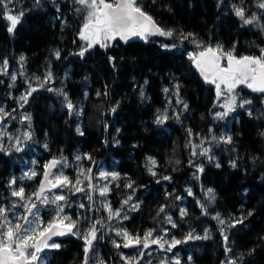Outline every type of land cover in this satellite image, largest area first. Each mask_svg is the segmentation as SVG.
I'll list each match as a JSON object with an SVG mask.
<instances>
[{"label":"trees","instance_id":"obj_1","mask_svg":"<svg viewBox=\"0 0 264 264\" xmlns=\"http://www.w3.org/2000/svg\"><path fill=\"white\" fill-rule=\"evenodd\" d=\"M259 2L138 0L161 28L174 32L172 37H148L129 44L116 39L110 47L95 45L80 56L86 42L79 39V32L87 12L77 11L81 6L74 0H39V5L36 0H12L11 14L23 12V16L9 33L10 22L0 15V107L9 113L0 120V206L23 204L11 192L23 187L31 196L44 165L53 158L63 159L66 166L57 165L53 174L63 173L74 184L79 169H91L97 186L88 189V181L80 176L84 183L78 187L85 191L64 187L48 194L66 197L60 202L63 214L79 220L81 233L96 219L102 221L87 264H125L122 256L134 264H175L176 259L180 264H227L229 260L264 264V94L238 86L237 104L241 98L252 103L218 119L215 113L224 111L220 105L226 94L218 100L215 85L200 77L189 58L202 50L196 42L202 47L219 44L225 51L234 48L237 57L259 56L264 48V9ZM235 7H242L246 18L255 16V21L244 24L235 15ZM3 10L0 6V13ZM181 33L193 35L181 39ZM222 64L226 66L225 61ZM32 88L36 91L27 103L21 101ZM69 101L72 111L67 108ZM158 116L167 119L157 123ZM26 132L30 139L25 138ZM228 136L231 143L220 139ZM203 148L209 149L207 155L199 154ZM149 157L156 161V175L148 171ZM200 167L203 172L198 171ZM32 171L37 175L28 179L24 173ZM102 171L118 173L119 179H101ZM13 179L16 183L10 186ZM129 183L131 188L126 187ZM105 184L109 192L102 197L98 188ZM209 188L215 194L211 202ZM129 196L131 200L124 204ZM197 201L206 205V211ZM104 202L120 209V216L108 220ZM36 204L45 224L55 216V205ZM162 205L165 212L157 215ZM181 208L187 215L181 216ZM12 211L23 214L25 210ZM217 214L225 225L214 219ZM118 230H127L133 237L153 230V237L169 241H185L190 232L203 237L207 232L208 239H190L171 251L167 245L161 249L155 244L147 249L142 245L125 248ZM84 246V240L81 248L79 243H67L48 264H84Z\"/></svg>","mask_w":264,"mask_h":264},{"label":"snow or ice","instance_id":"obj_2","mask_svg":"<svg viewBox=\"0 0 264 264\" xmlns=\"http://www.w3.org/2000/svg\"><path fill=\"white\" fill-rule=\"evenodd\" d=\"M74 2L81 6L77 11L86 10L87 12L84 18L85 22L79 32V39L86 42L85 46L82 47L79 52L80 56H83L88 49L93 48L95 45H99L101 48L110 47L111 42L117 38L127 42L132 37H139L142 40H147L149 36L153 35L166 37H172L174 35L172 30H164L150 15L144 12L138 4V0H74ZM10 3H12V0H0V6H3L4 9L0 15L10 22L7 31L12 33L20 22L23 12H20L19 15L11 14V10L8 8V4ZM36 3L39 5V0H36ZM258 7L264 9V0H260ZM235 15L239 17L244 24H251L256 19L255 16L246 18L245 10L242 7H235ZM192 35V33H188L187 35L181 33V39H188ZM196 43L197 47H201L202 50L198 53L190 54L189 58L192 60L195 68L199 71L204 81L215 85L218 100L226 94L225 102L220 105L224 111L215 113L216 118L223 119L237 106L243 108L245 105L252 103L251 100L241 98L239 104H237L236 90L238 86L244 85L253 92L264 94V48H261V54L259 56L244 55L237 57L234 54V48L233 50L225 51L223 46L219 44L215 47H202L200 43ZM163 47L167 48L168 45H163ZM55 55L59 58V51H56ZM20 59L23 61L24 57L21 56ZM111 59L112 58H110V60ZM225 60L226 66L222 64V61ZM4 67L5 69L7 67L6 60L4 61ZM12 79L15 80V76H13ZM46 80H51V73H48ZM40 86L43 87V83H41ZM178 87L179 86H177V88ZM49 90L51 91V89ZM33 91H36V89L32 88L31 91L22 95L20 100L27 103L28 96H30ZM164 91L167 92L168 89H164ZM97 95H99V93H97ZM65 99H67V96H65ZM20 106L23 107V104ZM184 107L187 108V105L185 104ZM67 108L70 111L74 110V106L70 101L67 103ZM112 111H115V108H113ZM8 115L9 113H7L4 108L0 107V120H3L4 117ZM24 119L30 120L31 117L25 116ZM163 119H167V117ZM163 119L158 116L156 122L163 123ZM77 131L83 135V132L79 128H77ZM0 135H2V133H0ZM189 135H191L190 130ZM24 136L26 139H30L29 133L26 132ZM220 139L224 143L232 142L230 136L221 137ZM45 147L47 146L45 145ZM195 147L194 145L193 148L195 149ZM16 150L20 151V148ZM208 152V148H203L199 154L207 155ZM192 154L196 155L197 153L193 151ZM86 158L91 159L90 156ZM76 159L80 160L81 157L77 156ZM60 164L66 166V161L53 158L44 165V178L40 182L39 189L32 193L31 196L25 194L23 187H20L18 190L14 189L11 192V195L18 198L19 201H23V204L13 202L10 208L0 206V264H43V258L40 254L45 249H59L61 247L59 243L53 240V237L65 235L81 236V234L85 245L83 249L85 256L84 264H87L89 251L93 247V241L97 239V232L99 231L97 225L103 227L102 221H95L81 233V230L78 228L79 220H73L70 216L63 214L64 205L60 202L66 201V197L62 194H54L50 198L47 193L51 192L52 189L64 187H70L76 192L85 191L83 187H78V185L84 183V181L79 178L80 176H83L84 180L88 181V189L95 190L97 186L92 183L91 169H79V174L74 184L67 176L63 175V173L59 175L53 174L52 169ZM148 164L150 165L148 171L151 172L152 175H156L153 171V168L156 166L155 159L149 157ZM216 166L219 167L220 165L217 164ZM232 167H236L235 161L232 162ZM198 171L203 172V167L198 168ZM24 175L28 179H32L37 173L35 171L30 173L25 172ZM109 176H111L112 180L119 179L118 173L100 172L101 179H107ZM164 179L169 180L171 178L165 176ZM15 183V179L9 182L10 186ZM126 187L131 188L132 184L129 183ZM98 191L100 196L103 197L109 192V188L107 184H105L99 187ZM188 194H193L191 189H188ZM207 196L209 202L215 199L213 189H207ZM33 197H35V200H33ZM88 199L90 201L93 199L91 194L88 195ZM176 199H181V197L177 196ZM130 200L131 196L123 201V203L127 204ZM35 201H39L42 205L52 204L56 206L55 216L46 224L40 219L39 213L36 211L37 204ZM197 203L200 205L202 211H206V205L201 204L200 201H197ZM17 207H23L25 210L24 213L17 214L12 211ZM80 207L83 208L84 205L81 204ZM103 207L108 212V220L120 216L121 210H113L111 205L107 202L103 203ZM138 207V204L133 205L132 210ZM163 212H165V206L162 205L157 215ZM180 213L181 216L187 215L186 209L184 208L180 209ZM249 215H251V212H249ZM124 219H127V216H125ZM166 219L169 223H172L173 227L176 226L175 223L172 222L171 217H166ZM214 219H217L222 226L226 224V221L221 219L219 214H217ZM242 222L243 220L235 221V223ZM233 226L234 223L228 224V227ZM221 234L224 236L225 243L227 244L228 237L224 233L223 227L221 228ZM117 235L123 237L125 241L123 247L125 248L142 245L144 249H147L150 244H155L161 249H164L165 245H167V251H171L176 245L190 239H208L207 232L203 237L194 236L190 232L185 237V241L175 238L169 241L161 236L153 237V230L145 232L143 237H133L127 230H118ZM115 246L120 247L121 245L116 244ZM228 250L229 249L226 247L225 251L227 252ZM143 255L144 253L141 252V256ZM122 259L125 260V264H134V260L131 258L122 256ZM189 260H191V257H189ZM101 264H103V262H101ZM161 264H164V262L162 261ZM175 264H180V260L176 259ZM227 264H235V262L229 260Z\"/></svg>","mask_w":264,"mask_h":264},{"label":"flooded vegetation","instance_id":"obj_3","mask_svg":"<svg viewBox=\"0 0 264 264\" xmlns=\"http://www.w3.org/2000/svg\"><path fill=\"white\" fill-rule=\"evenodd\" d=\"M43 173H44V170L42 171V174H41L40 180L42 179ZM53 173H54V172H53ZM40 180L38 181V184H37L36 190H37V188H38V185H39V183H40ZM56 189H57V188H56ZM56 189H52L51 192H49V193H52V192H53L54 190H56ZM36 190H35V192H36ZM49 193H47V194H49ZM36 203H40V202H36ZM97 220H98V219H96V221H97ZM53 240L61 245L60 248H62L63 246H65L67 243H70V242H75L77 245H78V243H79V247L81 248V245H82V243H83V238H82V236H81V237L78 236L77 239H76L74 235H71V237H69V238H64V239H53ZM60 248H59V249H60ZM59 249H45L44 251H48V252H46V253L43 254V252H44V251H43V252L40 254L41 257L43 258V264H48L51 260L53 261L54 258L52 259V255H53L54 252H56V251L59 250ZM69 255H70V254H69ZM52 261H51V262H52ZM51 262H50V263H51Z\"/></svg>","mask_w":264,"mask_h":264},{"label":"water","instance_id":"obj_4","mask_svg":"<svg viewBox=\"0 0 264 264\" xmlns=\"http://www.w3.org/2000/svg\"><path fill=\"white\" fill-rule=\"evenodd\" d=\"M149 37H152V38H160L161 36H159V35H153V36H149ZM117 40L118 41H120L121 43H123V44H129V43H142V42H144L145 40H142V39H140L139 37H132V38H130L127 42H125V41H123V40H120L119 38H117ZM199 72V71H198ZM199 75H200V77L203 79V77L201 76V74L199 73ZM54 170H55V168L54 169H52V172H54ZM44 171H45V169H44ZM44 174V173H43ZM43 176H42V179L40 180V182L43 180ZM39 185H40V183H39ZM39 185H38V188H37V190L39 189ZM36 190V191H37ZM36 202H39V201H36ZM69 237H71V235H65V236H56V237H53V239H64V238H69ZM137 247V245H135V246H131V247H128V248H136Z\"/></svg>","mask_w":264,"mask_h":264},{"label":"rangeland","instance_id":"obj_5","mask_svg":"<svg viewBox=\"0 0 264 264\" xmlns=\"http://www.w3.org/2000/svg\"><path fill=\"white\" fill-rule=\"evenodd\" d=\"M225 62H226V60H225ZM59 174H60V172H56V173H55V175H59Z\"/></svg>","mask_w":264,"mask_h":264}]
</instances>
